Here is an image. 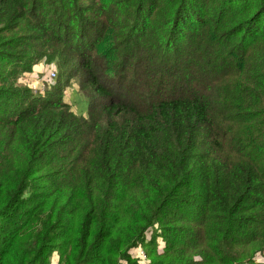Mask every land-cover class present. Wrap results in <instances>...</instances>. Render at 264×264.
<instances>
[{"label": "trees", "instance_id": "16d2710c", "mask_svg": "<svg viewBox=\"0 0 264 264\" xmlns=\"http://www.w3.org/2000/svg\"><path fill=\"white\" fill-rule=\"evenodd\" d=\"M82 1L0 0L87 100L0 89V264H264V0Z\"/></svg>", "mask_w": 264, "mask_h": 264}, {"label": "rangeland", "instance_id": "374dc122", "mask_svg": "<svg viewBox=\"0 0 264 264\" xmlns=\"http://www.w3.org/2000/svg\"><path fill=\"white\" fill-rule=\"evenodd\" d=\"M79 3H83L82 5H87L88 8L93 7L94 5H97L94 1L91 2H85L82 0H78L77 4ZM196 11L199 13V8H196ZM82 14L84 15V17H87V19H89V15L86 12H82ZM109 14L111 15V12H109ZM67 24L69 25H73V23L68 22ZM190 29L192 30V27H190ZM4 31H6V29L3 26H0V44L4 43V42H8L7 45H10V39H15L16 35H27L28 32H26V34H22L21 32L18 31H13L10 34H4ZM31 45H36L35 43H31ZM2 47V46H0ZM10 47L12 48L13 45H10ZM6 49V48H4ZM25 48H21L19 50H17V53H19L20 55L23 54V52L25 51ZM10 52H12L11 50H8ZM15 56V52H12ZM26 57H33L36 56L38 54H30L28 52H26L24 54ZM108 60L110 61H114L116 58H118L119 56L115 51H112L110 53H108ZM4 61H0V64L3 63ZM11 71V72H8ZM64 70H61L54 62L50 61H44L41 60L40 62H36L34 64V68L30 73H26V74H18V70L13 69L12 67H8V65H1L0 66V75L4 77V79H7L10 81V85H4V84H0V89H4L5 92L3 93L4 95L2 97H5L6 94L10 93V91H23V90H29L32 93H38V94H46L48 90H50L52 87H55L57 85H60L59 87V91L60 93L63 94V98L64 101L66 103H68L71 106V111L74 112L76 115L78 116H84L86 114L87 111V100L86 97L82 94L81 89L79 88V82L77 81L76 78H72V79H66L64 77H60L61 74H63ZM52 72H55L57 77L56 78H52L50 76V74ZM151 78V77H149ZM142 79H144L142 82L146 81L148 79V75H144L142 77ZM166 83H169V80L166 79ZM153 231H149V233H147L144 237V243L143 245L140 244L137 246V249H134L132 251V255L134 257H137L138 260L140 261L141 264H150V259L147 257L146 255V260H144L141 255H139L140 251H143L144 254L146 253L144 246H148L151 244V242L153 241ZM160 243L161 241L158 240ZM57 253L53 252L51 253V256L49 258V263L54 264L55 263V259H57Z\"/></svg>", "mask_w": 264, "mask_h": 264}, {"label": "built area", "instance_id": "2783aa9c", "mask_svg": "<svg viewBox=\"0 0 264 264\" xmlns=\"http://www.w3.org/2000/svg\"><path fill=\"white\" fill-rule=\"evenodd\" d=\"M50 76H51L52 78H56V77H57V75H56L55 72H52V73L50 74ZM37 94H38V93H37ZM39 95H44V94H39ZM139 255H141V257H142L144 260H146V255L144 254L143 251H140V252H139Z\"/></svg>", "mask_w": 264, "mask_h": 264}]
</instances>
